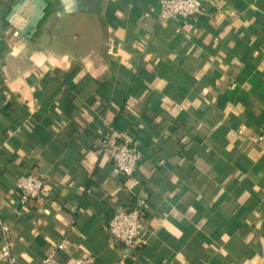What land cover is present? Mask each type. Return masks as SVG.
Segmentation results:
<instances>
[{"label": "crops", "instance_id": "obj_1", "mask_svg": "<svg viewBox=\"0 0 264 264\" xmlns=\"http://www.w3.org/2000/svg\"><path fill=\"white\" fill-rule=\"evenodd\" d=\"M19 1L0 0V211L18 263L264 264V0H202L188 23L147 16L159 0H45L31 38ZM107 135L143 151L133 176L98 152ZM33 171L45 186L23 205ZM140 196L146 230L124 248L108 223Z\"/></svg>", "mask_w": 264, "mask_h": 264}, {"label": "built area", "instance_id": "obj_2", "mask_svg": "<svg viewBox=\"0 0 264 264\" xmlns=\"http://www.w3.org/2000/svg\"><path fill=\"white\" fill-rule=\"evenodd\" d=\"M153 11L156 13V19L159 22H166L176 18L188 23L194 22L204 10L202 0H159L157 11L151 7V10L146 12V15L150 16ZM257 139L264 143V131L258 135ZM109 140V135L103 137L98 152L108 153L120 173L128 177L133 176L144 158L143 151L130 140H124L115 147L110 145ZM1 149L2 143L0 142V151ZM16 185L19 190V202L25 205L40 197L45 186V179L42 175L33 171L19 176ZM145 205L146 199L140 196L134 202L116 209L109 220V232L124 248H133L144 236L146 224L142 210ZM0 235V257L7 264H19L18 258L14 253L15 243L12 237V227L2 217L1 211ZM95 262V256L86 255L75 258L71 264H94ZM41 264H59L55 252L45 256Z\"/></svg>", "mask_w": 264, "mask_h": 264}, {"label": "water", "instance_id": "obj_3", "mask_svg": "<svg viewBox=\"0 0 264 264\" xmlns=\"http://www.w3.org/2000/svg\"><path fill=\"white\" fill-rule=\"evenodd\" d=\"M32 2V4H29V0H20L14 7L15 10L22 11L26 17L27 23L22 30L27 38H31L37 32V26L46 16V8L48 6L45 0H32ZM24 5H28L30 13L24 10Z\"/></svg>", "mask_w": 264, "mask_h": 264}]
</instances>
